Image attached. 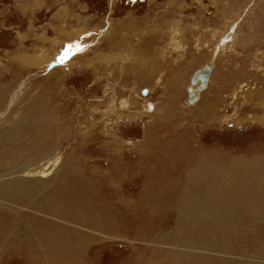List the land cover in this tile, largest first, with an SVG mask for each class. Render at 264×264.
Returning <instances> with one entry per match:
<instances>
[{"label": "rangeland", "instance_id": "obj_1", "mask_svg": "<svg viewBox=\"0 0 264 264\" xmlns=\"http://www.w3.org/2000/svg\"><path fill=\"white\" fill-rule=\"evenodd\" d=\"M206 65L211 90L190 105ZM202 152L264 157V0H0V231L17 243L0 264H26L25 244L53 250L51 211L86 244L82 264H155L144 237L170 231L179 204L157 215L145 201L197 182ZM216 221L217 247L196 240L186 264H264L263 234Z\"/></svg>", "mask_w": 264, "mask_h": 264}, {"label": "bare ground", "instance_id": "obj_2", "mask_svg": "<svg viewBox=\"0 0 264 264\" xmlns=\"http://www.w3.org/2000/svg\"><path fill=\"white\" fill-rule=\"evenodd\" d=\"M114 45L116 46V44H113V46ZM146 56H148V55H146ZM198 87H199V85L197 86V88ZM204 91L201 92L199 99H201L202 95L204 94L203 93ZM17 94L15 93L13 95V98H12V101H10L11 103L9 104V107L16 100ZM177 96H178V93H177ZM14 106H15V104H14ZM11 108H12V106H11ZM204 108H206V107H204ZM207 110H209V108ZM209 111H207V113ZM208 116L211 117V114H209ZM258 149H260V148H258ZM207 151H208V149H207ZM210 153L211 152H209V153L206 152V153L197 154V155L195 154V156H193L194 158L192 157V159L194 160L193 161V166L194 165L198 166L196 168L202 169L203 172H205L203 176H201L198 179H196L197 182H193L195 180V178H193L191 180L192 172H190L189 175H186L185 178L182 179V180H184L185 187L181 191L175 190V192H173V194H170V195L168 193L162 195V193H161L160 195L155 196L153 199L150 198V200H146L145 201V205L146 206L153 205V206L157 207L156 210H154V211L152 210L154 213H157V215H158V213L164 212V210L172 209L170 207L171 205L174 207V205H178L179 204L177 206V212L176 213L174 212L175 210L172 209L173 210L172 212L175 213V217L172 218L171 221H169L170 222V228H171L170 231H167V230L164 229L166 231V233H163V232L160 231V229H158L156 231L155 228H153L155 231H153L152 235L151 236L145 235V237H144L146 239V242H147L144 245H146V246L148 245V247H147L148 249H149V246L152 248L153 257L151 258V261L154 262L155 264H186L187 260H188V263H189V260H192V256L193 255H192L191 251H193V248L195 247V244H194L195 241L203 239V238H206L209 235H210V237H208L209 239L215 240V242H213V245L216 248L217 244H218L217 243L218 236H211V232H210L211 227L214 225L216 220H219L220 222H223V223H226V224H231V223L235 222L236 224L233 225L234 226L233 229L237 232V234H247V235L263 234L264 235V218L259 217V216H255V217H252V218H249V219H231L230 217H228V210H229V206L230 205H232L234 203H243V204H245L248 201V197H247V193H246L245 189H246L247 185L249 184V182H255L257 179H260L259 176L257 175L258 169H257L256 163L253 162V160H255L259 156V154L257 153V155H254V156H250V155H246V154H245V156H242V155L240 156V154L239 155L235 154V155L229 156L227 154H223L220 157V159H219L220 161L219 162H215V161L213 162L211 160L210 156H209ZM260 153H263V152H260ZM215 155L213 154V156H215ZM69 157H70V155H69ZM217 158H215L214 160L217 161L218 160ZM65 162L67 163V160ZM200 173H202V172H200ZM181 174H182V171H181ZM206 178H207V181L203 182V180L206 179ZM92 182H94V181H92ZM60 183H62V182H60ZM76 184H77V182H76ZM10 186H11V184H10ZM71 186H73V185H71ZM173 188H174V186L172 187V191H173ZM85 189H87V188L85 187ZM39 190L40 189H38V191ZM60 191H61V189L59 188L57 190V194H59ZM92 193H94V192H91V194ZM41 194L42 193H40V195ZM94 195H95V193H94ZM66 197L67 196H65V198ZM78 198H80V197H78ZM91 198H92V196L89 197V199L87 198L88 199L87 201H91ZM260 198H264V196L263 197L260 196ZM63 199H64V197H63ZM161 199H163V200H161ZM171 199H176V201L175 202H170ZM11 200H12V197H11ZM86 205H88V204H86ZM90 205H91V203H90ZM95 205H96V203H95ZM71 206L72 205H70V207ZM122 206H124V205H122ZM21 207H23V206H21ZM92 207L94 208V206H92ZM81 208H82V205H81L80 209ZM93 208H91V209H93ZM127 208H129V207L127 206ZM62 209L63 208H60V209L58 208V210H62ZM110 209H112V208H110ZM64 210L66 212V211H69V209L68 208H64L63 212H61V216L66 221L70 217L69 216L70 214L69 213L65 214ZM46 211L48 212V210H46ZM53 211H54V209H53ZM75 211L78 212V210H75ZM81 212L83 213L82 209H81ZM111 212H110V214H111ZM51 213H52V211L50 212V214H46V218H48L47 221H40L39 220V222L40 223H44V225H43L44 229L53 230V232L51 234V240H49V243L52 244L53 247H54L53 250H50V248H47L45 250L42 247H32V246H30L28 244L23 245L21 248H16L15 250H18L21 253L20 255L22 256V258L25 259V263H27V264H31L32 263V259L39 256V254L38 253L35 254V252L36 251L39 252L40 249L42 250V252H44V254H42L40 256H42L45 260H47L49 262V264H82V252H83V248H84L82 245L84 244V246L86 247V244L83 243L81 240H79V242H82L83 243L82 245L79 242H78L77 245L73 244L74 241H73V239H71V237H73V234L71 233V230L69 229L70 227H68L66 224H61V226L59 224H57L58 222L54 218L56 216L52 217ZM211 213H214L215 215H211ZM71 214H72L71 218H74L73 216L75 214H74L73 211L71 212ZM95 214H98V213H95ZM110 214H109V211H107L106 213H104V215L100 216V222L105 224L107 229H109V228L112 229L113 225H114V223L111 224V219H112L111 216L114 214V217H116L115 213H112L111 216H110ZM76 215H77V213H76ZM259 215H262V212H259ZM83 216H84V213H83ZM86 216L87 217L85 219L90 218L88 215H86ZM83 218H82V221H83ZM75 219L76 218H74V220ZM147 219H149V218H147ZM89 220H91V219H89ZM203 220H205V221H203ZM84 221H85L84 224H86V220H84ZM95 221H98V218ZM108 221H110V223ZM66 222H68V221H66ZM70 222L72 223L73 221H70ZM75 222L77 223V220ZM1 223H2V220H0V224ZM90 224H91V222H90ZM90 224L88 225V227L90 226ZM94 225H93V227H94ZM99 225H101V224H99ZM64 226H67V227H64ZM75 226H77V225H75ZM117 226H119V225H117ZM181 227H185V230H180ZM141 228L144 229V230H148L149 229L147 227H141ZM94 230H95V228H94ZM202 230H209V233H201ZM138 232H139V230H138ZM138 232H136V233H138ZM192 232L194 233V236H192L190 238V234ZM4 235H5V231H0V252H6L7 253V252H9L11 250V248H13L15 245H17V243L9 241V239H7V237H5ZM177 235H186V236L184 238H182V239H179V238L176 237ZM109 236L110 235H108V237ZM43 240H46V239L44 238ZM70 240H72L73 242L71 241L72 242L71 243ZM94 243L95 242H92V244H94ZM207 244H208V246H210L209 243H207ZM87 245H89V243H87ZM18 251H17V253H19ZM14 253H16V252H12V256H14ZM143 253H144V251H143ZM133 257H130V260H132ZM139 257H138V262H139L138 264H142V260L143 259L141 260V258H139Z\"/></svg>", "mask_w": 264, "mask_h": 264}, {"label": "crops", "instance_id": "obj_3", "mask_svg": "<svg viewBox=\"0 0 264 264\" xmlns=\"http://www.w3.org/2000/svg\"><path fill=\"white\" fill-rule=\"evenodd\" d=\"M210 83H212V77L210 79L208 89H206V91H208V95L210 92L209 90H211ZM165 95L166 96L162 95L161 93L159 94V96L154 98L153 101L161 103L162 101H165L167 99V96L170 97L169 93ZM179 95L180 96L176 97V99L178 100L177 102L183 105L184 100H186L188 97L184 88L180 90ZM203 103H205V101H203ZM183 107L185 108V106ZM253 162L256 163L258 169L257 175L260 179H257L255 182H249V184L247 185L245 191L247 193L248 201L245 204L237 203L238 208L236 209L233 204L229 206L228 217H230L231 219H249L255 216L264 218V198H260V196H264V157L259 155L255 160H253ZM175 201L176 199L170 200V202ZM259 212H262V215H259ZM159 229L161 232L166 233L163 228L159 227ZM201 233H209V230H202ZM31 264H49V262L45 260L42 256H38L32 259Z\"/></svg>", "mask_w": 264, "mask_h": 264}, {"label": "water", "instance_id": "obj_4", "mask_svg": "<svg viewBox=\"0 0 264 264\" xmlns=\"http://www.w3.org/2000/svg\"><path fill=\"white\" fill-rule=\"evenodd\" d=\"M213 69V65H206L194 72L193 77L191 78L192 84L195 85L200 83V86L197 89L192 87L189 88L188 104L194 105L199 101L201 92L208 87L209 79ZM144 94H147V91H145Z\"/></svg>", "mask_w": 264, "mask_h": 264}]
</instances>
